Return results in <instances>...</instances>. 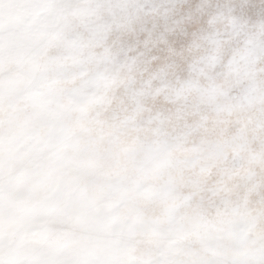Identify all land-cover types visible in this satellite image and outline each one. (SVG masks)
<instances>
[{"label": "clouds", "instance_id": "obj_1", "mask_svg": "<svg viewBox=\"0 0 264 264\" xmlns=\"http://www.w3.org/2000/svg\"><path fill=\"white\" fill-rule=\"evenodd\" d=\"M67 17L45 70L4 65L0 261L264 264V0H75ZM61 73L96 102L59 118L73 147L45 178L20 140L56 122L30 96ZM72 156L91 168L69 185Z\"/></svg>", "mask_w": 264, "mask_h": 264}, {"label": "snow or ice", "instance_id": "obj_2", "mask_svg": "<svg viewBox=\"0 0 264 264\" xmlns=\"http://www.w3.org/2000/svg\"><path fill=\"white\" fill-rule=\"evenodd\" d=\"M15 2L18 5L15 13L9 15L7 19L0 14V80L4 76V65L10 59L31 62L35 65L36 71L47 68L46 64L39 62L46 53L44 42L53 35L52 28L59 26L62 30L63 27H67V13L75 0H15ZM55 35L59 36L60 33L57 32ZM18 79L25 86L31 83L28 76L22 75ZM77 79L75 75L66 76L63 73L55 80L42 79L30 96L41 114H50L56 119L55 123L37 119L29 125L20 140L21 144L34 143L32 151L27 154L28 160L41 170L45 178L50 175L48 164L45 162L61 160L73 147L68 130L60 126L59 118L67 111L84 112L89 104L96 102L90 96L86 100L82 99L86 96L89 82L82 81L76 86ZM44 129H47V132L42 137ZM69 163H76L81 168L80 176L72 177L67 182L69 185L83 178L91 168L89 163L81 162L78 156L69 157ZM59 186L60 182L57 184V187ZM0 264L3 262L0 261ZM102 264H169V261L163 258L156 261L113 259Z\"/></svg>", "mask_w": 264, "mask_h": 264}]
</instances>
